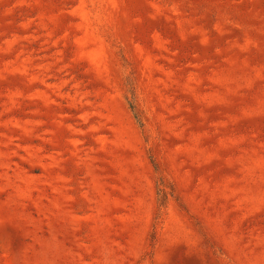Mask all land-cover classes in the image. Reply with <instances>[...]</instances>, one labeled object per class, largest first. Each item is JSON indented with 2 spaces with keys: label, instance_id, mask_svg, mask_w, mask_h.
<instances>
[{
  "label": "rangeland",
  "instance_id": "374dc122",
  "mask_svg": "<svg viewBox=\"0 0 264 264\" xmlns=\"http://www.w3.org/2000/svg\"><path fill=\"white\" fill-rule=\"evenodd\" d=\"M0 264H264V0H0Z\"/></svg>",
  "mask_w": 264,
  "mask_h": 264
}]
</instances>
